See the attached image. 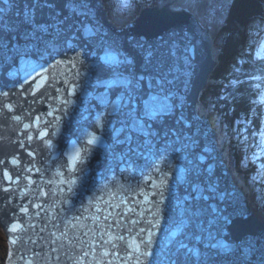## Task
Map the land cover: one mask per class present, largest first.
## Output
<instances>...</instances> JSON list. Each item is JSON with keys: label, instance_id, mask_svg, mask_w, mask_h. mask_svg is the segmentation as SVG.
<instances>
[{"label": "water", "instance_id": "water-1", "mask_svg": "<svg viewBox=\"0 0 264 264\" xmlns=\"http://www.w3.org/2000/svg\"><path fill=\"white\" fill-rule=\"evenodd\" d=\"M18 3L19 8H13L6 20H10L20 32L28 31L27 26L19 23L22 16L17 14L23 8V0H18ZM170 4L162 12L155 8L141 10L133 23L125 25L121 30H114L105 22L101 3H98L94 10L95 25L102 30L103 36L96 37L93 33L84 31L82 25L89 24V20L84 16H73L63 32L53 28L49 33L39 34L31 41L20 39L19 49L13 47L0 52V91L12 89L19 95V85L25 78L33 89L37 84H42L37 96L43 93V97L31 104L36 97L29 96V103L24 104V108H34L33 117L41 114L40 130L46 129L52 135L55 133V141L50 148L45 141L38 142L36 137L33 138L36 144L25 143L27 150L33 152L30 157L25 148L18 144V140L26 138L21 134L23 126L17 125L13 120L4 121L0 118V161H3L0 163V199L3 200L2 197L7 195L6 199L11 202L10 206L5 200L4 204L0 203V222H4L0 223V227L4 236L9 238V243L6 240L5 260L11 261L10 264H21L18 263V258L23 255L30 259L31 254L34 264H49V258L50 264H64L72 260L70 256L74 258L77 253L71 248L66 249V242L72 240L79 243L77 237L61 235L64 230H69L63 226L59 229L62 223H58L60 220L56 215H52L54 222L48 221L52 211L57 209L60 219L66 223L69 220L68 227L77 225L81 229L79 235L83 238L80 239L87 242L95 240L97 245L102 244L101 237L94 238L90 228L92 225L88 223L92 222L94 216L101 227L98 232L104 230L105 226H110L113 234H116L114 228H117L126 240L135 238L137 242H147L148 232L140 233L139 229L151 228L152 243L148 248L153 256L142 257V260H146L145 264H264V224L255 221L251 213H248L239 191L231 187L219 158L220 152L217 153L213 147L209 120L197 119L192 110L195 97L206 84L217 60L214 61L210 53L207 34L199 29L191 17L170 10ZM38 19H47L46 10L43 16L38 13ZM18 35L19 33H12L9 37L12 45L17 44ZM70 37L75 38L74 47L77 51L88 53L74 61L75 68L68 63L76 55L66 43ZM135 41H140L143 47L133 48ZM106 52L131 54L137 71L150 58L156 71L174 80L172 90L183 100L184 114L193 124L191 129L184 130V135H190L198 141L196 154L207 156L204 149L212 150L211 158L204 162L205 167L212 165L211 172H193L190 163L192 157L186 152L174 151L173 146L165 150L162 139L152 140L133 132L130 141H127V131L120 134L113 132L111 127L105 130L96 127V113L103 114L102 105L109 99L98 82L112 79L107 63L97 59ZM44 68H47V72ZM37 71L47 79L37 77ZM66 79L75 85L76 95H68L64 86ZM24 87L28 88L29 85L24 84ZM57 88L60 89L59 92L56 91ZM117 92L118 89L113 90L112 99H115ZM16 98L13 97L14 100ZM65 98L73 103L62 104ZM53 109H66V114L60 111L54 112L50 117L42 115ZM21 111L17 109L18 114ZM56 117L60 119L57 120ZM23 119L25 123L30 122L28 112H23ZM45 119L50 121V125L43 123ZM111 119L112 126L119 129V118ZM165 127H177L175 118H169ZM13 132L18 138L11 136ZM31 134L37 135L35 126L31 129ZM118 138L121 143L117 142ZM89 139L94 143L88 144ZM173 139L169 137V142ZM56 142L63 145L59 148L66 150L57 149ZM179 143L183 144L185 141L181 140ZM82 148L88 150V158H82ZM14 156L20 161L18 165L11 163ZM22 160L30 163L26 166ZM67 161H70V166ZM90 164L95 167L92 169ZM73 165L86 168L77 169L75 173L76 167ZM88 167L94 172L91 173L92 170ZM5 168L14 178L17 174L25 173L30 179L24 178L25 181H21L19 176L18 183H11L3 175ZM48 178L50 181L45 182ZM95 182L101 183L102 187L97 188ZM88 184L91 189H88ZM4 187L10 191L5 192ZM110 187H117L119 194H125V197L121 198L122 194L115 195L119 200L116 202L115 197L107 196V201L114 200V209L96 213V208L100 209L96 203L106 199L101 189L108 188L103 192L114 194ZM94 188L98 189L100 198L96 203H84L81 198H85V195L93 197ZM41 196L44 202H41ZM129 207L133 211H128ZM22 208H27V213ZM116 211L119 212L118 215ZM67 212L70 213L69 216L66 215ZM122 212L127 215L124 216ZM108 213L111 215L105 220L104 216ZM131 220L139 223L133 226ZM148 221H152L157 227L153 228ZM20 224L25 225V231L8 230V227ZM52 226H57L56 230ZM13 239H16L15 244L11 243ZM104 239L108 237L105 236ZM33 240L35 243H32ZM46 241L50 242L49 246ZM115 242L118 245L120 243ZM141 245L144 246V243ZM119 246L122 249L126 247L122 242ZM53 247L58 251L53 252ZM104 247L110 252L114 251L110 244ZM25 248L29 253L24 255ZM78 248L92 254L88 243H79ZM101 252L102 249L97 246L95 256L104 264L108 260H112L113 264H124L123 260L113 256L104 257ZM35 253L40 255L36 256ZM57 256L60 257L59 260L56 259ZM84 259L85 257L83 264H89ZM127 264H131L130 260Z\"/></svg>", "mask_w": 264, "mask_h": 264}, {"label": "snow or ice", "instance_id": "snow-or-ice-1", "mask_svg": "<svg viewBox=\"0 0 264 264\" xmlns=\"http://www.w3.org/2000/svg\"><path fill=\"white\" fill-rule=\"evenodd\" d=\"M229 0H224V3L227 4ZM101 3L102 0H23V8L17 13L22 16V19L19 21L21 25L27 26L28 31L20 32V29L13 25L10 20H6V17L12 12L13 8H19L18 0H0V52L5 49L11 50V48L19 49L18 41L20 39L31 41L38 37L39 34H47L50 29L55 28L58 32H63L69 25V21L73 16H84L89 20V24L82 25L84 31L93 33L96 37L103 36L102 30L95 25L94 10L96 9V4ZM123 7H120V5ZM135 0H118L117 9L119 12H130L134 7ZM46 15L47 19H38V13L43 16ZM90 25H92L90 27ZM12 33H19L17 36V44L12 45L11 39L9 38ZM7 34V35H6ZM68 48L75 51L76 55L68 60V63L72 64V67L75 68L74 61L81 55L87 56L88 53L77 51L74 47L75 38L70 37L66 40ZM27 48V45L25 46ZM35 47V46H33ZM133 48H142L143 45L140 41H135L132 44ZM27 55V51H25ZM98 60L105 61L107 63L108 69L112 73L111 81H99V85L105 89V94L108 95L109 99L106 103L102 105L101 115L99 112L96 113V127L100 130H105L108 127H111L113 132H118L123 134L125 131L129 133L125 137V140L130 141L131 133L137 132L139 135L145 138H151L152 140L162 139L164 141L165 150L169 146H173V150L176 152H186L191 156L190 163L192 164L193 172H200L205 170L207 172L212 171V165L208 164L205 167V160L211 158L210 149H204V152L208 153L207 156L203 154H196L195 147L198 146V141L193 137L185 136L184 130L191 129L193 127L191 119L184 114V103L179 95L173 92L172 85L174 84L173 79H169L168 76L162 72H158L152 66L151 59H147V62L143 67L137 71L135 59L131 54H112L106 52L103 57H98ZM62 62V61H61ZM82 62V61H81ZM43 68L44 65H41ZM44 71L47 72V68H44ZM79 74L78 72L76 73ZM36 76L40 77L42 80L47 79L42 76V74L37 71ZM36 79V77H33ZM24 84H28L29 87L25 88ZM64 86L67 89L68 95L73 96L75 93V85L70 84L67 79L64 81ZM43 87L42 84H37L35 88H32L31 83L25 78L24 82L19 85V95L17 91L9 89L7 91H0V118L4 121L13 120L17 125H22L21 134L26 136L27 141L31 142L33 136L31 134V129L35 126L37 129V136L40 139H43L44 136L48 135L47 130H40L39 126L41 124V114H37L33 117L35 112L34 108H24V104H28V97H36V100L31 101V104L36 103L37 100H40L43 97L37 96L39 89ZM114 89H118V92L115 96V99H112V93ZM57 92L60 91L59 88L56 89ZM13 97H17L15 100ZM23 97V101H21ZM73 103L69 99L65 98L62 100V104L68 105ZM51 107V106H49ZM17 109L22 111L18 114ZM63 111L66 114V109H53L43 113L45 116H53L54 112ZM23 112H28L30 122L25 123L23 119ZM12 115L9 116L8 114ZM112 117H118L121 127L116 129L112 126ZM175 118V123L177 127H165L167 120L169 118ZM57 120L60 117H56ZM43 123L48 126L50 121L44 120ZM55 133H53L54 135ZM169 137L174 138L169 142ZM181 140H184L185 143H179ZM118 143H121L119 138L117 139ZM92 139L88 140V144H93ZM20 147H24L27 151L28 156H33L32 151H28L25 146L24 140H18ZM48 146L51 147V141L49 140ZM3 163V161H0ZM11 163L13 165H18L20 163L18 157H12ZM31 169H29L30 171ZM159 171V169H157ZM5 179L9 182L18 183L19 174L16 175L15 179L12 175H9L7 168H5L3 173ZM27 178V177H26ZM30 179V178H27ZM151 179V177H149ZM5 192L10 191L7 187H4ZM162 195V193H161ZM207 199L206 197H203ZM127 203V202H125ZM39 207V205H36ZM109 207H114L109 205ZM23 212L27 213V208L21 209ZM101 211V209H97ZM128 211H133L131 207L128 208ZM111 213L104 216V219L107 220ZM126 216V213H123ZM96 218L95 216L93 217ZM77 219H79L77 217ZM219 220V217L217 218ZM130 223L135 226L139 221L131 220ZM153 228L157 227L152 221H148ZM18 225H14L8 230L15 232L18 230ZM147 231L149 239L147 242H137L135 238L131 240H126L125 237L121 234H113L110 231V226H105L104 230L100 232V237L102 244L97 245L95 240H90V242L84 241L77 237L81 245L88 243L89 248L92 251V255L96 254V247L99 246L102 249V256L108 257L113 256L117 259L123 260L124 264H127L128 260H133L134 264H145L142 257H152L153 253L149 250L148 246L151 245V230L141 227L139 229L140 233ZM55 236V233L52 234ZM62 236H66V233H61ZM87 235V233H85ZM139 235V233H137ZM107 236L108 239H104ZM30 239V238H29ZM120 241L126 245L125 248L121 249L120 246L115 242ZM11 243L15 244L16 239H13ZM32 243H35L33 240ZM55 244V241H52ZM71 243V242H70ZM141 243H144V248L141 250ZM111 245V248L114 251H109L108 248L104 247L105 245ZM62 247V245H61ZM53 252H57L56 247L52 248ZM135 254V255H133ZM34 255L39 256L40 253H35ZM89 256V251H83L82 255L76 256L75 264H83V258ZM22 259L25 260V264H34V261L27 259L23 255ZM72 259L73 257H69ZM57 260L60 259L59 256L56 257ZM50 264V258H49ZM96 264H104V262L97 258ZM107 264H113L112 260H108Z\"/></svg>", "mask_w": 264, "mask_h": 264}, {"label": "trees", "instance_id": "trees-1", "mask_svg": "<svg viewBox=\"0 0 264 264\" xmlns=\"http://www.w3.org/2000/svg\"><path fill=\"white\" fill-rule=\"evenodd\" d=\"M233 3L217 42L220 48L218 56L219 50L216 53L214 49L218 63L211 74L214 81L222 80L227 87L211 85L207 96L213 99L212 110L216 112L221 127L232 138L231 156L238 161L236 146L241 144L242 138L249 140L253 134L262 133L264 145V113L259 104L264 92V55H255L254 41L247 33H252V30L264 31V0H234ZM258 141L261 140L256 138L249 144L264 153L258 147ZM254 142L256 145H253ZM247 148L245 152L251 158L250 149ZM256 173L257 178L264 182V176H260L257 170Z\"/></svg>", "mask_w": 264, "mask_h": 264}, {"label": "rangeland", "instance_id": "rangeland-1", "mask_svg": "<svg viewBox=\"0 0 264 264\" xmlns=\"http://www.w3.org/2000/svg\"><path fill=\"white\" fill-rule=\"evenodd\" d=\"M211 1H212V5L208 4V2H211ZM233 1L234 0H229V2L227 4H225L224 0H206V1L205 0H195L194 1L195 4H193L191 6V8H185V7L183 8V7L179 6L177 0H172V1L171 0H163L162 2L164 4L166 3L167 5H169L171 2L170 5L173 4V8L176 9L177 11L186 12V13L190 14L191 16L193 15L192 17L196 18L197 21L200 23V24L198 23L199 27L203 28V30L206 31L207 34L209 32L208 35L211 37V38L209 37L210 43L213 41V43H216L218 45L217 42L220 39V36L222 35V29L225 26L229 11L234 5ZM159 2L160 1H158V0H135V4H134V7L132 8V10L130 12H123V13L119 12L117 9L118 0H108L107 2L102 0L101 6H103L102 10L105 9V13H106V11H108V12H110L111 16L113 15V17H112L114 20V22H112L113 26L116 25L118 29H121V28H124L125 25L133 23V21L139 15V11L147 9L148 7H150V9H151L153 6H154V8H156L157 7L156 5H158ZM103 3L105 4V6L103 5ZM120 7H123V5L121 4ZM247 33H248V37L250 38V40L254 41L253 43H254V48H255L254 49L255 55L262 54V53L264 55V31L256 32V30H252V33L249 34V31H247ZM213 53H214V50H213ZM219 53H220V48H219V52L217 53V55ZM213 60L215 61L214 58H213ZM215 68H216V66L214 67V69ZM212 72H211V74H212ZM211 74H209V75H211ZM210 77L211 76L208 77V79L206 80L207 83L203 86V88H201L202 90L200 91L202 93V95H201V99L198 100V106H197L198 115L200 118H203L201 114L203 113L204 110L206 111L207 114L212 113L213 116L215 115L217 117L216 112L214 110H212L213 106H212L211 101L213 99H212V97L207 96L208 88H210L211 85H219L220 87H227V85L224 83V81H222V80L214 81L212 78L210 80ZM197 98H198V96H197ZM259 102H260L259 104L261 106V110L264 113V92H263V97H262L261 101L259 100ZM207 114L206 115L203 114V115L206 117ZM217 118H216V121L218 120ZM261 123H263V122H261ZM212 125H210V126H211V128H214L212 130V134L214 136L213 142L216 144L215 145L216 146L215 151L217 153L220 152V156L223 155L222 163L225 165V167H227V168H225V171L227 173L230 171V165L233 167V170L235 168V165L237 166L238 169L236 171V173H237L236 175H239V178H240V179H238L237 183L239 185L245 186L243 193L241 190H240V193L243 196H245L247 194L249 195L250 208L258 209L264 213V211L261 210V208H262L261 206H264V205L260 206L259 204L253 203V202H256L257 200H259L258 203L264 204V200L263 201L261 200L263 193H264V182L262 181L261 178H257V173H256V170H257V172H259L260 176H264V153L258 152L257 148H254L256 146H254L252 148V146L249 144L251 140L255 141L256 138H259L261 141H258V143H259L258 147L261 148L262 151H264V145H262L263 134L262 133L253 134L252 139H251V137H249V140L242 138L240 140L241 144L236 146L237 152H238V156H237L238 161L234 157H233L234 160L229 159L228 161H226L224 155L226 154L227 150L230 151L231 143H229V141H231L232 138H230V136H227V134L224 132V129L221 126H219V122H216ZM213 131H218V132L215 134V133H213ZM225 141H227L226 144L224 143ZM253 145H256V143L254 142ZM247 146H248L247 149H250L249 150L250 153L249 152L248 153L250 154L249 156H251V158H249L245 152ZM231 159H232V156H231ZM235 160H236V163H235ZM243 165H245V166L247 165L248 169L252 170V168H254L255 170H252V171L249 170V173H251V174H248L246 170H242V171L240 170V172H239L238 170ZM242 175H244V176L246 175L248 177L245 178ZM234 176H235L234 174L231 175L232 180L234 179ZM247 178H250V181H248ZM254 181H257V182H254ZM252 187L254 188L255 191L253 189H251ZM255 187H258L259 191H263V193L262 194L258 193V191ZM250 197H251V199H250ZM248 211L251 213V216H252V214H254L252 212V210H248ZM6 245H7L6 238L4 236L3 231L0 229V264H4V259L7 255Z\"/></svg>", "mask_w": 264, "mask_h": 264}, {"label": "bare ground", "instance_id": "bare-ground-1", "mask_svg": "<svg viewBox=\"0 0 264 264\" xmlns=\"http://www.w3.org/2000/svg\"><path fill=\"white\" fill-rule=\"evenodd\" d=\"M158 1H160L159 2V4L158 5H156L157 7L155 8L157 11H164V9H165V7L167 6V4L165 3H163L162 1L163 0H158ZM194 1L195 0H177V2H178V4H179V6H181V7H185V8H191V6L193 5V4H195L194 3ZM206 1V0H205ZM208 4H210V5H212V1L211 2H208ZM152 8H154V6L152 7ZM151 8V9H152ZM148 10L150 9V7H148L147 8ZM169 9L170 10H172V11H174V12H179V13H182V14H185V15H187V16H189V17H191V19L195 22V24L199 27V25H198V21H197V19L196 18H194V17H192L190 14H188V13H186V12H180V11H177L176 9H174L173 8V4L172 5H170L169 6ZM104 20H105V22L107 23V24H109V26L110 27H112L114 30H121V29H123V28H121V29H118L117 28V26L116 25H114L113 26V23L112 22H114V20H113V18H112V16L111 15H108V14H104ZM136 18H138V16L136 17ZM196 19V20H195ZM200 24V23H199ZM199 29L201 30V31H204L203 30V28H201V27H199ZM206 34H207V32L206 31H204ZM208 34H209V32H208ZM207 34V37H208V39H209V35ZM211 38V37H210ZM212 44V45H211ZM209 45H210V47H211V51H210V53H211V55H212V58L214 57V54H215V50H219V47L218 46H216L214 43H213V41L210 43V39H209ZM215 49V50H214ZM213 50H214V53H213ZM216 55V54H215ZM214 74V73H213ZM211 76V75H210ZM210 79H211V77H210ZM207 83V82H206ZM211 85V84H210ZM201 91V90H200ZM201 92H199V93H197V95H196V97H195V101L193 102V108H192V110L194 111V114L196 113V117H197V119H199V120H203V118L204 119H208L209 120V125H212V124H214V123H216V122H219V119L215 116H213V114L212 113H206L207 114V116H206V118H205V116L203 115V113H202V117L203 118H200L199 117V115H198V109H197V106H198V100L201 98ZM197 96H198V98H197ZM197 98V99H196ZM212 114V115H211ZM216 118L218 119L217 121H216ZM219 126H221V124H220V122H219ZM218 131H213V133H217ZM212 137H213V140H214V136H213V134H212ZM213 140H212V142H213ZM214 143V142H213ZM225 144L227 143V141H225L224 142ZM216 144L214 143V145H213V147L216 149V146H215ZM225 156V160L226 161H228L229 159L230 160H234L233 158L231 159V150L229 151V150H227L226 151V154L224 155ZM222 157H223V155L222 156H220L219 158L220 159H222ZM236 162V161H235ZM221 164L223 165V167H224V169L225 168H227V167H225V165L222 163V160H221ZM238 169V168H237ZM242 170H245V169H247V168H241ZM233 167L230 165V171L227 173L226 172V175L228 176V177H230V178H228L229 180H230V183H231V187H234V190L235 191H239V194L241 195V198H243L244 199V202H245V206H246V208L248 209V210H252V212L254 213V214H252V217H254V219H255V221L257 222V223H259V224H264V213L262 212V211H260V210H258V209H255V208H250V202H249V195L247 194V195H245V196H243L241 193H240V190L242 191V193H243V190L245 189V186H243V185H239L237 182H238V179H240L239 178V175H236V176H234V179L232 180V178H231V175L232 174H235V172L233 173ZM252 171V170H251ZM254 172V171H253ZM237 174V173H236ZM247 180L248 181H250V179L249 178H247ZM254 182H257V181H254ZM254 187V186H253ZM251 188V189H253L254 190V188ZM256 189H257V191H258V193H260V194H262L263 192L262 191H259V189H258V187H255ZM255 191V190H254ZM257 193V192H256ZM248 198V199H247ZM257 200V199H256ZM262 201L264 200V193H263V196H262V199H261ZM259 202V200H257L256 202H253L254 204H259L260 206L261 205H264V204H262V203H258ZM262 208H261V210H263L264 211V206H261ZM254 209V210H253ZM248 213H250L249 211H248ZM0 229H1V227H0ZM2 230V229H1ZM6 248H7V245H6ZM7 256V255H6ZM5 259H6V257H5ZM5 261V260H4Z\"/></svg>", "mask_w": 264, "mask_h": 264}]
</instances>
